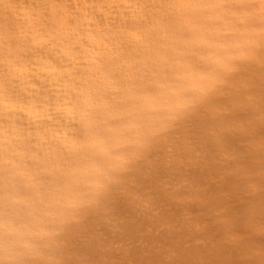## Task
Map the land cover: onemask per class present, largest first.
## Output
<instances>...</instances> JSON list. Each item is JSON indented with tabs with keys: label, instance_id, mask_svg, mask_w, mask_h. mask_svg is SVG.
<instances>
[{
	"label": "snow or ice",
	"instance_id": "snow-or-ice-1",
	"mask_svg": "<svg viewBox=\"0 0 264 264\" xmlns=\"http://www.w3.org/2000/svg\"><path fill=\"white\" fill-rule=\"evenodd\" d=\"M0 33V264H264V0H0ZM41 58L71 136L12 123ZM125 247L157 258H93Z\"/></svg>",
	"mask_w": 264,
	"mask_h": 264
},
{
	"label": "bare ground",
	"instance_id": "bare-ground-1",
	"mask_svg": "<svg viewBox=\"0 0 264 264\" xmlns=\"http://www.w3.org/2000/svg\"><path fill=\"white\" fill-rule=\"evenodd\" d=\"M117 13L114 12L113 16H116ZM2 34V33H0ZM77 41H65L64 43H61L60 41H57L59 48H65V44H68V51L71 54L72 52L76 51L75 48L72 47V45L76 44ZM47 51H45L44 56H47ZM55 56V52L53 53ZM80 59H87V57H80ZM34 71L37 72V74L40 77V83L44 84V89L40 88V84H37V87L35 89H32L33 91L39 92V103L41 105L39 115H34L31 110H24V111H18L16 113V116L18 119H14L12 123L17 124L19 126V131L22 133L25 131V125L31 121L32 122V132L33 134H40V135H46L47 137L52 136L51 131H47L45 128H37L36 125H49L53 128H58V138L59 133H67L69 136H71L73 133L71 129L73 127H78V125H72L69 121V116L71 115L68 112V101L73 100V96L71 94H63L61 92L56 91H48V89H52L53 85L50 81H45L44 76L48 75L49 73L45 70V63L44 59L41 58L38 60V66L34 69ZM3 72H4V65L2 63V57H0V80L3 78ZM67 92V89L64 90ZM6 102H5V96L4 92L0 90V148L3 146L4 142V136L2 133V129L4 125L7 123L5 120V117L7 115L6 113ZM58 109L63 110L64 114V121L62 125H56L53 123L52 119H46V117H55L58 115ZM258 114V110H257ZM254 135L258 141L260 136V130L257 127L255 129ZM239 145L240 147H243L244 144L242 141L236 140L234 141V146ZM200 220L207 222L208 217L201 216L199 217ZM153 227H156L157 231H159L161 228H163V225H157L153 224ZM93 258L96 259H113V260H147V259H154L157 258L150 253H146L144 251H137L136 249H132L130 247H125L123 251L117 250L115 253L109 252L105 255H94Z\"/></svg>",
	"mask_w": 264,
	"mask_h": 264
},
{
	"label": "clouds",
	"instance_id": "clouds-1",
	"mask_svg": "<svg viewBox=\"0 0 264 264\" xmlns=\"http://www.w3.org/2000/svg\"><path fill=\"white\" fill-rule=\"evenodd\" d=\"M0 258H2V256H0Z\"/></svg>",
	"mask_w": 264,
	"mask_h": 264
}]
</instances>
